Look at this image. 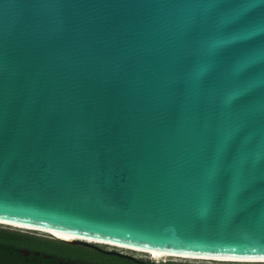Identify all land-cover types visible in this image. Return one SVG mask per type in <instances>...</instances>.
Masks as SVG:
<instances>
[{"label": "water", "instance_id": "obj_1", "mask_svg": "<svg viewBox=\"0 0 264 264\" xmlns=\"http://www.w3.org/2000/svg\"><path fill=\"white\" fill-rule=\"evenodd\" d=\"M0 223L264 260V0H0Z\"/></svg>", "mask_w": 264, "mask_h": 264}, {"label": "flooded vegetation", "instance_id": "obj_2", "mask_svg": "<svg viewBox=\"0 0 264 264\" xmlns=\"http://www.w3.org/2000/svg\"><path fill=\"white\" fill-rule=\"evenodd\" d=\"M49 235H21L24 242L12 246L0 264H234L139 255L95 243L65 245Z\"/></svg>", "mask_w": 264, "mask_h": 264}, {"label": "bare ground", "instance_id": "obj_3", "mask_svg": "<svg viewBox=\"0 0 264 264\" xmlns=\"http://www.w3.org/2000/svg\"><path fill=\"white\" fill-rule=\"evenodd\" d=\"M1 225H6L3 223H0ZM9 226V225H7ZM13 229H18V230H22L25 229L26 230H32V229H27V228H22V227H18V226H14V225H10ZM36 232L39 233H43V234H50V236H55L53 238L55 239H60L62 241H66V242H71V241H85V242H89V243H95V244H100V245H104V246H108V247H114V248H119V249H123V250H128L131 252H136V253H140V254H146V255H152V256H156V257H163V258H173V259H185V260H197V261H210V262H217V263H234V264H264V260H234V259H213V258H201V257H186V256H175V255H168V254H162V253H154V252H146V251H141V250H135V249H129V248H125V247H120V246H115V245H110V244H105V243H99V242H93V241H89V240H83L81 238H77L71 235H67V234H59V233H54V232H48V231H44V230H36L33 229ZM32 230V231H33Z\"/></svg>", "mask_w": 264, "mask_h": 264}, {"label": "trees", "instance_id": "obj_4", "mask_svg": "<svg viewBox=\"0 0 264 264\" xmlns=\"http://www.w3.org/2000/svg\"><path fill=\"white\" fill-rule=\"evenodd\" d=\"M21 234L13 231L0 230V263L5 259L9 249L22 243Z\"/></svg>", "mask_w": 264, "mask_h": 264}, {"label": "rangeland", "instance_id": "obj_5", "mask_svg": "<svg viewBox=\"0 0 264 264\" xmlns=\"http://www.w3.org/2000/svg\"><path fill=\"white\" fill-rule=\"evenodd\" d=\"M0 230L13 231V232H17V233H19L21 235L30 236V237H36V238H47L48 237V234H43V233L33 232V231L18 230L16 228L13 229V228H8V227H4V226H0ZM139 255H142V254H139Z\"/></svg>", "mask_w": 264, "mask_h": 264}]
</instances>
